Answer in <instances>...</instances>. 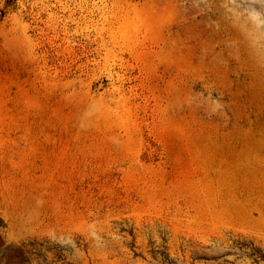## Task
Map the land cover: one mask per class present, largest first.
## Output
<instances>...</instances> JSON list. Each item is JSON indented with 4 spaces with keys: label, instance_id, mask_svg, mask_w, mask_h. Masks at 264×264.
I'll use <instances>...</instances> for the list:
<instances>
[{
    "label": "rangeland",
    "instance_id": "1",
    "mask_svg": "<svg viewBox=\"0 0 264 264\" xmlns=\"http://www.w3.org/2000/svg\"><path fill=\"white\" fill-rule=\"evenodd\" d=\"M0 264H264V0H0Z\"/></svg>",
    "mask_w": 264,
    "mask_h": 264
}]
</instances>
